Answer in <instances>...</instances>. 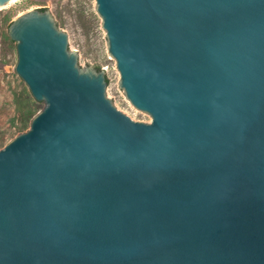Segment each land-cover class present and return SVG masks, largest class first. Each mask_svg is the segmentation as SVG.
Listing matches in <instances>:
<instances>
[{
  "label": "water",
  "instance_id": "obj_1",
  "mask_svg": "<svg viewBox=\"0 0 264 264\" xmlns=\"http://www.w3.org/2000/svg\"><path fill=\"white\" fill-rule=\"evenodd\" d=\"M92 8L151 120L115 107L49 10L15 16L43 106L0 144V264H264V0Z\"/></svg>",
  "mask_w": 264,
  "mask_h": 264
},
{
  "label": "rangeland",
  "instance_id": "obj_2",
  "mask_svg": "<svg viewBox=\"0 0 264 264\" xmlns=\"http://www.w3.org/2000/svg\"><path fill=\"white\" fill-rule=\"evenodd\" d=\"M93 3L94 0H10L0 6V144L21 132L17 128L20 119L18 100L29 94L14 71L15 43L7 35L12 19L28 9L49 10L57 28L66 33L68 51L77 54L79 66L104 70L106 96L116 108L133 120H151V117L128 103L119 87L115 60L107 51L106 34L101 26V18L92 8ZM33 102L37 111L43 106L41 102Z\"/></svg>",
  "mask_w": 264,
  "mask_h": 264
},
{
  "label": "trees",
  "instance_id": "obj_3",
  "mask_svg": "<svg viewBox=\"0 0 264 264\" xmlns=\"http://www.w3.org/2000/svg\"><path fill=\"white\" fill-rule=\"evenodd\" d=\"M38 9H45V8H38ZM17 107L18 110L20 111V119L17 128L18 131H21L28 124L32 116L37 112V106L34 104L32 97L28 93H26V96L18 100Z\"/></svg>",
  "mask_w": 264,
  "mask_h": 264
},
{
  "label": "bare ground",
  "instance_id": "obj_4",
  "mask_svg": "<svg viewBox=\"0 0 264 264\" xmlns=\"http://www.w3.org/2000/svg\"><path fill=\"white\" fill-rule=\"evenodd\" d=\"M13 1H15V0H13Z\"/></svg>",
  "mask_w": 264,
  "mask_h": 264
}]
</instances>
